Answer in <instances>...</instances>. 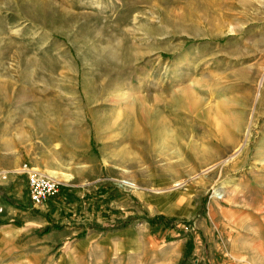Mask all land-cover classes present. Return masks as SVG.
I'll return each instance as SVG.
<instances>
[{"label": "rangeland", "instance_id": "374dc122", "mask_svg": "<svg viewBox=\"0 0 264 264\" xmlns=\"http://www.w3.org/2000/svg\"><path fill=\"white\" fill-rule=\"evenodd\" d=\"M15 151L71 200L150 201L217 245L198 264H264V0H0V166Z\"/></svg>", "mask_w": 264, "mask_h": 264}, {"label": "crops", "instance_id": "0c3cea01", "mask_svg": "<svg viewBox=\"0 0 264 264\" xmlns=\"http://www.w3.org/2000/svg\"><path fill=\"white\" fill-rule=\"evenodd\" d=\"M20 153L15 151L14 161L0 170L21 165ZM66 185L34 207L25 177L11 175L0 182V264H198L212 262L218 252L213 243L191 249L188 238L165 228L166 218L152 223L155 206L144 198L142 207L149 213L143 211L139 219L141 213L128 196L75 201L59 195Z\"/></svg>", "mask_w": 264, "mask_h": 264}, {"label": "built area", "instance_id": "2783aa9c", "mask_svg": "<svg viewBox=\"0 0 264 264\" xmlns=\"http://www.w3.org/2000/svg\"><path fill=\"white\" fill-rule=\"evenodd\" d=\"M11 175L25 177L28 197L34 207L41 206L49 199L55 197L62 186V181H60V179L51 177L45 173L37 172L35 168L27 162L11 171L0 170V182H5ZM124 186L127 188L134 187L129 182L124 183ZM183 229L189 231L190 227L183 225Z\"/></svg>", "mask_w": 264, "mask_h": 264}, {"label": "bare ground", "instance_id": "6f19581e", "mask_svg": "<svg viewBox=\"0 0 264 264\" xmlns=\"http://www.w3.org/2000/svg\"><path fill=\"white\" fill-rule=\"evenodd\" d=\"M35 170L37 171V172H39V169H36L35 168ZM47 173V175H49V176H51V177H54V178H63L64 179V181H66V182H70V181H72L73 180V177H72V175H68V174H59L58 172H56V171H50V172H46ZM134 187L133 188H135V185H133Z\"/></svg>", "mask_w": 264, "mask_h": 264}, {"label": "trees", "instance_id": "16d2710c", "mask_svg": "<svg viewBox=\"0 0 264 264\" xmlns=\"http://www.w3.org/2000/svg\"><path fill=\"white\" fill-rule=\"evenodd\" d=\"M152 223H155L154 221H152ZM158 223V222H157Z\"/></svg>", "mask_w": 264, "mask_h": 264}]
</instances>
